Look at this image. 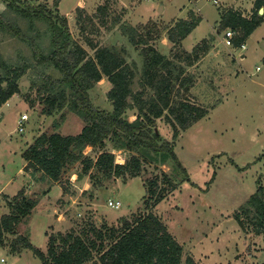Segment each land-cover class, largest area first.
Wrapping results in <instances>:
<instances>
[{"label":"rangeland","instance_id":"rangeland-1","mask_svg":"<svg viewBox=\"0 0 264 264\" xmlns=\"http://www.w3.org/2000/svg\"><path fill=\"white\" fill-rule=\"evenodd\" d=\"M22 1L33 7L42 4L50 9L57 7L60 15L65 16L73 38L89 57H94L97 49L109 47L122 53L127 63H135L134 92L142 89L139 80L141 46H132L122 27H134L160 53L185 66L186 53L205 41L209 50L199 61L186 66L193 85L184 97L207 109L208 114L180 132L176 140H172V129L163 118L156 122L162 139L172 143L187 176L168 160L164 164L145 162L138 177L104 181L103 186L95 190L87 175L77 180L80 164L68 168L61 183L44 181L41 174L32 175L24 170L22 151L43 133L75 136L84 124L68 107L52 115L43 113L37 85L42 84L44 75L59 79L60 74L52 66L37 64L28 42L0 32L2 59L12 67L27 68L18 80L19 94L0 107V191L3 192L0 216L8 213V201L22 188L29 199L38 202L30 216L18 225L16 234L6 235L0 257L13 264H41L30 250L11 255V242L17 236H24L45 253L51 234L85 232L93 239L91 227H118L123 218L131 220L152 212L182 245L183 262L185 256L190 255L196 264H264V233L256 234L249 228L242 230L234 219V213L246 203L257 185L264 184V20L246 39L243 49L228 46L227 29L218 30L222 11L236 10L249 18L255 0H220L218 4L207 0ZM190 14L200 18L199 25L179 46L174 45L167 38L168 31L180 19H189ZM1 15L17 23L27 36L35 38L45 55L50 51L45 24L10 12L2 0ZM78 21L84 25L81 27ZM237 37L236 31L230 41ZM110 89L111 84L104 77L89 91L91 103L100 110L111 111L107 96ZM151 94L148 91L144 97ZM22 114H26L28 120L20 133L17 119ZM126 117L133 121L135 110L127 111ZM109 143L105 149L122 164L127 153L112 149ZM98 153L99 150L90 148L84 150L93 160ZM166 177L177 184L176 189L170 188ZM152 180H157V190L165 191L158 203L154 204L152 199L151 207L146 209L145 199L149 197ZM109 200L119 201L121 207L111 209L107 204Z\"/></svg>","mask_w":264,"mask_h":264},{"label":"trees","instance_id":"trees-1","mask_svg":"<svg viewBox=\"0 0 264 264\" xmlns=\"http://www.w3.org/2000/svg\"><path fill=\"white\" fill-rule=\"evenodd\" d=\"M2 1L10 12L32 22L43 23L48 29L50 51L45 55L35 38L27 36L17 23L0 16V32L20 42H28L37 64L52 66L60 74L59 79L44 75L42 84L37 85L36 93L43 104V113L52 115L68 107L84 124L75 136L41 134L21 154L26 163L25 171L32 175L39 173L50 182L61 183L67 169L80 164L81 172L77 180L87 175L93 190L101 188L104 181L138 177L145 162L164 164L171 160L187 176L172 143L162 139L156 122L163 118L172 129V140H176L180 132L207 116V109L184 97V93L193 85L186 66L199 61L209 50L205 41L191 53H186L188 63L185 66L160 53L134 27H122L129 43L134 47L141 46L139 80L142 89L134 92L132 85L137 73L135 63H127L122 53L109 47L99 48L94 57H89L73 38L65 16L60 15L57 7L50 9L45 4L33 7L22 0ZM254 6L249 18L232 9L220 13L218 30L229 28L239 33V37L231 42L232 47H241L263 22L264 0H255ZM260 8H263V14L258 13ZM101 10H104L103 7ZM200 21L193 14H190L189 19H180L168 31V40L179 46ZM80 25L82 27L84 22ZM88 44L91 46L90 41ZM92 46L94 49L95 46ZM26 70L23 65H8L0 56V107L19 94L18 80ZM104 77L111 84L107 93L112 104L109 112L96 108L88 94ZM148 91L152 94L145 98ZM130 110H135L133 121L126 117V112ZM107 142H110L112 149L127 153L122 164L117 163L115 155L105 149ZM85 148L99 150L95 160L84 154ZM166 181L171 189L177 188V184L169 177H166ZM212 181L207 183V189ZM188 182L197 187L191 181ZM164 191L157 190V180H152L145 208L151 207L149 204L152 199L154 204L158 203ZM37 203V200L29 199L23 189L8 201V213L0 216V247L4 245L7 234H16L18 225L30 216ZM234 219L242 230L249 228L256 234L264 233V184L257 185L246 203L234 213ZM90 232L93 239L85 232L51 234L45 253L26 237L17 236L11 242L10 254L17 255L22 250H30L41 264H196L190 255L185 256L183 262L182 245L152 212L131 220L123 218L118 227H91ZM96 255L97 259L94 260Z\"/></svg>","mask_w":264,"mask_h":264},{"label":"built area","instance_id":"built-area-1","mask_svg":"<svg viewBox=\"0 0 264 264\" xmlns=\"http://www.w3.org/2000/svg\"><path fill=\"white\" fill-rule=\"evenodd\" d=\"M213 4H218L220 2V0H207ZM260 10L263 12V8H260ZM236 31L232 30V29H227L225 32V39L229 40L227 41V44H231L232 41H230L234 36H235ZM244 44L241 45L240 48H244ZM28 120V116L26 114H22L20 115V118L17 119V130L18 132H23L24 131V127H25V122ZM116 161V159H115ZM118 163V162H117ZM108 207H110L111 209H119L121 207V203L119 201H112L109 200L107 202ZM0 264H13L12 262H9L5 257H0Z\"/></svg>","mask_w":264,"mask_h":264},{"label":"crops","instance_id":"crops-1","mask_svg":"<svg viewBox=\"0 0 264 264\" xmlns=\"http://www.w3.org/2000/svg\"><path fill=\"white\" fill-rule=\"evenodd\" d=\"M259 14H261V10L259 11ZM228 46H229V45H228ZM22 152H23V151H22ZM21 154H22V153H21ZM24 162H25V161H24ZM25 164H26V163H24V166H25ZM25 175L27 176V178H30L29 175H28L27 173H25ZM42 180H44V181H45V180H46V181H49L48 179H45V178H42ZM51 183H53V182H51ZM22 189H23V188H22ZM22 189H20V190H22ZM20 190H19V191H20ZM17 193H18V192H17ZM17 193H16V194H17ZM0 194H3V192L0 191Z\"/></svg>","mask_w":264,"mask_h":264},{"label":"water","instance_id":"water-1","mask_svg":"<svg viewBox=\"0 0 264 264\" xmlns=\"http://www.w3.org/2000/svg\"><path fill=\"white\" fill-rule=\"evenodd\" d=\"M262 12V11H261Z\"/></svg>","mask_w":264,"mask_h":264}]
</instances>
